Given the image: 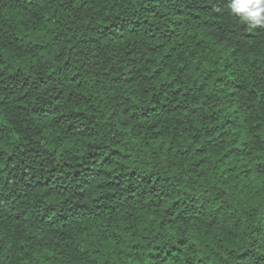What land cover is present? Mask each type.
<instances>
[{
	"label": "trees",
	"instance_id": "16d2710c",
	"mask_svg": "<svg viewBox=\"0 0 264 264\" xmlns=\"http://www.w3.org/2000/svg\"><path fill=\"white\" fill-rule=\"evenodd\" d=\"M227 0H0V264H264V29Z\"/></svg>",
	"mask_w": 264,
	"mask_h": 264
},
{
	"label": "clouds",
	"instance_id": "9594fccd",
	"mask_svg": "<svg viewBox=\"0 0 264 264\" xmlns=\"http://www.w3.org/2000/svg\"><path fill=\"white\" fill-rule=\"evenodd\" d=\"M226 7L240 23L264 29V0H227Z\"/></svg>",
	"mask_w": 264,
	"mask_h": 264
}]
</instances>
